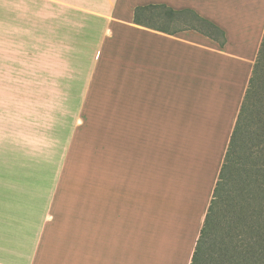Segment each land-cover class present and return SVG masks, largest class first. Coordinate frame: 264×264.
<instances>
[{
    "label": "crops",
    "instance_id": "obj_1",
    "mask_svg": "<svg viewBox=\"0 0 264 264\" xmlns=\"http://www.w3.org/2000/svg\"><path fill=\"white\" fill-rule=\"evenodd\" d=\"M0 18L95 51L52 186L0 204V264H191L264 0H0Z\"/></svg>",
    "mask_w": 264,
    "mask_h": 264
},
{
    "label": "rangeland",
    "instance_id": "obj_2",
    "mask_svg": "<svg viewBox=\"0 0 264 264\" xmlns=\"http://www.w3.org/2000/svg\"><path fill=\"white\" fill-rule=\"evenodd\" d=\"M24 21L0 18V204L17 186H52L95 53L82 35Z\"/></svg>",
    "mask_w": 264,
    "mask_h": 264
},
{
    "label": "trees",
    "instance_id": "obj_3",
    "mask_svg": "<svg viewBox=\"0 0 264 264\" xmlns=\"http://www.w3.org/2000/svg\"><path fill=\"white\" fill-rule=\"evenodd\" d=\"M207 250L211 264H264V36L191 264Z\"/></svg>",
    "mask_w": 264,
    "mask_h": 264
}]
</instances>
